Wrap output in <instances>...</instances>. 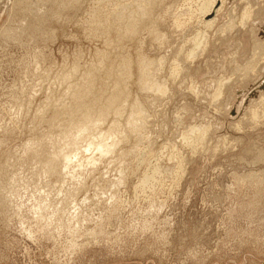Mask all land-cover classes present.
I'll use <instances>...</instances> for the list:
<instances>
[{
    "label": "rangeland",
    "instance_id": "374dc122",
    "mask_svg": "<svg viewBox=\"0 0 264 264\" xmlns=\"http://www.w3.org/2000/svg\"><path fill=\"white\" fill-rule=\"evenodd\" d=\"M18 1L0 264H264V0Z\"/></svg>",
    "mask_w": 264,
    "mask_h": 264
},
{
    "label": "bare ground",
    "instance_id": "6f19581e",
    "mask_svg": "<svg viewBox=\"0 0 264 264\" xmlns=\"http://www.w3.org/2000/svg\"><path fill=\"white\" fill-rule=\"evenodd\" d=\"M19 1H20V0H19ZM19 1H18V2H19ZM22 1H23V0H22ZM30 1H31V0H30ZM37 1L39 2V0H37ZM41 1L44 2L45 0H41ZM57 1H58V0H57ZM217 1H218V0H215L214 3H213V1H212V3L215 5V4L217 3ZM220 1H221V0H220ZM27 2H29V1H27ZM141 2H142V1H141ZM19 3H20V2H19ZM19 3H18V4H19ZM41 3H42V2H41ZM48 3H49V2H48ZM48 3H47V4L44 3V5H48ZM50 3H51V1H50ZM140 4H141V3H140ZM15 5H16V4H15ZM141 5H142V4H141ZM214 5L212 6V8H211L210 10H207V12L205 13V17H206V16H209V15L211 14L212 11H213V13L219 11L220 8L217 9V7H218L219 5H218L216 8H214V7H215ZM29 6H30V5H29ZM144 6H145V5H144ZM204 6H206V5H204ZM207 6H208V4H207ZM207 6H206V7H207ZM14 7H15V6H14ZM14 7H13V8H14ZM33 7H34V6H33ZM13 8H12V11H13ZM209 8H210V6H209ZM15 9H16V8H15ZM15 9H14V10H15ZM18 9H19V8H18ZM30 9H31V8H30ZM30 9H29V10H30ZM146 9H147V8H146ZM205 9H208V8H205ZM43 10H44V9H43ZM43 10H42V11H43ZM20 11H22V9H21ZM32 11H33V10H32ZM36 11H37V10H36ZM17 12L19 13V10H18ZM30 12H31V11H30ZM43 12H45V10H44ZM13 13H15V11H14ZM33 13H34V12H33ZM35 13H36L37 15L39 14V13H37V12H35ZM35 13H34V14H35ZM30 14H31V13H30ZM36 14H35V15H36ZM203 14H204V13H203ZM42 15H43V14H42ZM46 15H47V14H46ZM11 16H12V15H11ZM210 16H211V15H210ZM13 21H14V20H13ZM213 21H214V20L211 19V20H208L207 23L210 25V24H212ZM207 23H206V24H207ZM27 24H28V23H27ZM10 27H11V26H10ZM8 29H9V28H8ZM11 29H12V27H11ZM9 30H10V29H9ZM13 30H15V29H13ZM13 30H12V31H13ZM22 31H23V30H22ZM14 32H15V31H14ZM16 33H17V31H16ZM16 33H13V34H16ZM8 34H9V33H8ZM11 34H12V33H11ZM17 34H18V33H17ZM9 36H10V35H9ZM199 45H200V44H199ZM147 86H148V85H147ZM147 86H146V87H147ZM159 87H160V86H159ZM147 88H148V87H147ZM154 88H155V87H154ZM164 89H166V88H164ZM146 90H147V89H146ZM161 90H162V89H161ZM71 92H72V91H71ZM162 92H163V91H162ZM20 106H21V105H20ZM22 108H23V107H22ZM86 117H87V116H86ZM91 121H92V120H91ZM97 121H98V120H97ZM100 121H101V120H100ZM85 123H86V122H85ZM83 124H84V122H83ZM88 124H89V123H88ZM82 127H84V126H82ZM82 127H81V128H82ZM81 128L79 129L80 131L78 130L79 132H81V130H84V128H82V129H81ZM72 129H73V128H72ZM110 131H111V130H110ZM79 132H77V133H79ZM101 134H102V133H101ZM107 134H108V133H107ZM113 134H114V133H113ZM60 135H61V134H60ZM110 135H111V134H110ZM110 135H108V136H110ZM78 136H79V134H78ZM105 136H106V135H105ZM113 136H114V135H113ZM110 137H112V136H110ZM95 138H96V137H95ZM115 138H116V137H115ZM73 139H74V138H73ZM76 139H77V138H76ZM62 140H63V139H62ZM65 140H66V139H65ZM77 140H78V139H77ZM87 140H88V139H87ZM94 140H95V139H94ZM100 140H101L100 142L98 141L99 144L97 143V145H98L97 147H100L101 150L104 148L103 151H106L104 154L109 153L108 151H110L111 148H112L113 146H111V147H110V146H106V145H105L106 142L104 141V139L101 138ZM108 140H109V139H108ZM85 141H86V139H85ZM92 141H93V140H92ZM95 141L97 142V140H95ZM106 141H107V138H106ZM104 142H105V144H104ZM119 142H120V141H119ZM36 143H37V142H36ZM76 143H77V142H76ZM78 144H79V143H78ZM88 144H90V142H89ZM88 144H87V145H88ZM107 144H108V143H107ZM110 144H111V143H110ZM94 145H96V143H95ZM65 146H66V145H65ZM91 146H92V145H91ZM115 146H116V145H115ZM57 147H58V146H57ZM88 147H89V145H88ZM102 147H103V148H102ZM82 148H83V147H82ZM100 148H98V149H100ZM67 149H68V148H67ZM37 150H38V149H37ZM35 151H36V150H35ZM60 151H61V150H60ZM60 151H56L55 153H54V152H53V153H54L55 155H58ZM67 151H68V150H66L65 152H67ZM69 151H70V150H69ZM69 151H68V152H69ZM82 151H83V150H82ZM97 151H98V150H97ZM99 151H100V150H99ZM103 151H101V152L103 153ZM37 152H38V151H37ZM62 152H63V149H62ZM68 152H67V153H68ZM111 152H112V151H111ZM67 153L64 154V156H63V159H64V160H63V161H64L63 164L65 165V167H66L67 164L69 165L70 162H73L72 159L75 160V158H71V154H70V152H69L70 156H69V154H67ZM50 159H51V158H50ZM57 159H58V158H57ZM47 160H49V158H48ZM93 161H94V160L89 159V162H93ZM45 162H47V161H45ZM54 162H55V161H54ZM50 163H52V162H50ZM57 164H58V163H57ZM76 164H77V163H76ZM61 165H62V164H61ZM68 165H67V167H68ZM54 166H55V165H54ZM54 170H55V169H54ZM48 171H49V170H48ZM48 171H47V172H48ZM47 172H46V173H47Z\"/></svg>",
    "mask_w": 264,
    "mask_h": 264
}]
</instances>
